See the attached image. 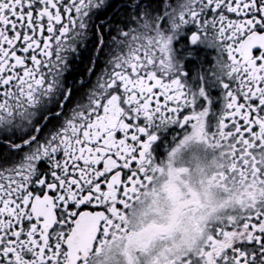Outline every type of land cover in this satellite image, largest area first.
I'll list each match as a JSON object with an SVG mask.
<instances>
[{
    "label": "snow or ice",
    "instance_id": "snow-or-ice-1",
    "mask_svg": "<svg viewBox=\"0 0 264 264\" xmlns=\"http://www.w3.org/2000/svg\"><path fill=\"white\" fill-rule=\"evenodd\" d=\"M164 128L244 188L164 264H264V0H0V264H108Z\"/></svg>",
    "mask_w": 264,
    "mask_h": 264
},
{
    "label": "clouds",
    "instance_id": "clouds-1",
    "mask_svg": "<svg viewBox=\"0 0 264 264\" xmlns=\"http://www.w3.org/2000/svg\"><path fill=\"white\" fill-rule=\"evenodd\" d=\"M160 160V167L164 169L162 176L154 177L156 189V203L162 209L158 216L151 213L143 217V222L155 221L158 224L169 225L173 219L178 224L174 233L168 238L169 247H178L184 240L195 236V226L206 219H217L221 205L237 200L244 191L242 182L231 184L228 189L219 187L213 177L219 171L222 161L214 150L206 146L192 131L183 135V139ZM178 189L169 193L166 190ZM153 199L149 197L150 201ZM192 201H199L202 207H197ZM142 212L147 204L137 206ZM129 223L135 224L134 215L129 216Z\"/></svg>",
    "mask_w": 264,
    "mask_h": 264
},
{
    "label": "flooded vegetation",
    "instance_id": "flooded-vegetation-1",
    "mask_svg": "<svg viewBox=\"0 0 264 264\" xmlns=\"http://www.w3.org/2000/svg\"><path fill=\"white\" fill-rule=\"evenodd\" d=\"M134 27V25H133ZM197 56L190 59L185 67V72L188 73V80L191 86H195L192 81L194 71L204 70L207 71L212 63L214 53L211 49H196ZM203 61V63H201ZM214 98L218 97L219 89L211 90ZM175 127V126H169ZM161 131L167 133L165 139L161 136L156 142H153V155L159 160L167 156L171 148L178 142L179 139L185 134L183 130L176 128L175 131L167 132V128ZM163 171H158L150 184L146 185L140 192L137 199L129 201L130 207L123 212L125 217L122 222L126 227V231L116 233V238L110 240L108 244L103 245V252L107 253L111 249V258L108 264H164L166 249L168 246V238L162 233L168 225L158 224L154 220L144 223L143 217L151 213L154 216L161 214L162 209L156 203V189L154 188V177L162 176ZM169 193L178 192V189H169ZM149 197H152L150 201ZM144 202L147 204L146 211H141L136 206ZM134 215L136 218L135 224L129 223V216Z\"/></svg>",
    "mask_w": 264,
    "mask_h": 264
}]
</instances>
